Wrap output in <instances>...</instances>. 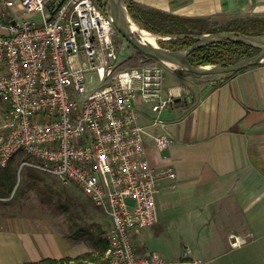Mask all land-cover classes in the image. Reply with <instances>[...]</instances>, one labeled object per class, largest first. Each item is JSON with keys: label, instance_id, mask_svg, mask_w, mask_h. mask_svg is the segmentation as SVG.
<instances>
[{"label": "built area", "instance_id": "2783aa9c", "mask_svg": "<svg viewBox=\"0 0 264 264\" xmlns=\"http://www.w3.org/2000/svg\"><path fill=\"white\" fill-rule=\"evenodd\" d=\"M3 4L0 169L22 155L19 173L27 167L76 185L108 220L103 264H170L138 251L133 234L156 223L159 186L175 178L169 167L151 166L137 108H149L150 127L165 128L161 93L172 67L140 59L124 68L105 0ZM152 143L166 160L174 140L156 134ZM188 257L186 250L181 258Z\"/></svg>", "mask_w": 264, "mask_h": 264}, {"label": "crops", "instance_id": "0c3cea01", "mask_svg": "<svg viewBox=\"0 0 264 264\" xmlns=\"http://www.w3.org/2000/svg\"><path fill=\"white\" fill-rule=\"evenodd\" d=\"M130 1L142 11L219 24L264 17V0ZM167 69L161 100L168 105L159 113L165 128L150 127L149 108H137L140 124L147 127L151 166L169 167L175 178L161 182L157 221L134 232V245L170 264H264V61L233 76ZM156 134L174 140L166 160L153 148ZM52 218L28 208L0 209V264L61 260L90 251L83 241L55 229ZM186 250L189 257L182 260Z\"/></svg>", "mask_w": 264, "mask_h": 264}, {"label": "rangeland", "instance_id": "374dc122", "mask_svg": "<svg viewBox=\"0 0 264 264\" xmlns=\"http://www.w3.org/2000/svg\"><path fill=\"white\" fill-rule=\"evenodd\" d=\"M5 10H1L0 6V18L6 15ZM214 22L219 24L218 20ZM116 43L119 46V58L124 68L139 66L140 59L155 62L140 54L120 35ZM5 110V105L0 102V135L4 132ZM22 159L23 156L19 155L10 162L6 169H0L12 173L9 189L7 186L6 188L0 187V194L6 193L8 189L6 194L8 199L0 197V209L28 208L36 213L52 215L55 229H58L57 226L58 230L61 229L65 234L81 236L79 240L87 246H89L90 238L105 235L108 229L107 218L76 185L63 183L59 179L27 167L19 173L18 167ZM14 215L8 216L14 217ZM77 228H79L78 231H76Z\"/></svg>", "mask_w": 264, "mask_h": 264}, {"label": "trees", "instance_id": "16d2710c", "mask_svg": "<svg viewBox=\"0 0 264 264\" xmlns=\"http://www.w3.org/2000/svg\"><path fill=\"white\" fill-rule=\"evenodd\" d=\"M124 2L129 16L140 28L160 36H182L168 41H157L160 47L172 51L189 48L196 42L195 36L204 34L238 32L250 36H264V17L236 18L224 24H217L209 18H183L159 12L142 11L130 0H124ZM257 52L258 49L255 47L223 41L197 48L189 55L188 61L194 67L228 65L251 57ZM239 72L228 75L233 76ZM11 178L12 173L0 170V187L6 188L7 186L9 189ZM8 189L6 193H1L0 197H6ZM78 230L79 228L76 229V231ZM104 236L90 238L88 246L90 251L76 257L61 260L44 259L29 264H103V256L108 247ZM69 237L75 240L81 238V236L71 234H69Z\"/></svg>", "mask_w": 264, "mask_h": 264}, {"label": "water", "instance_id": "95a60500", "mask_svg": "<svg viewBox=\"0 0 264 264\" xmlns=\"http://www.w3.org/2000/svg\"><path fill=\"white\" fill-rule=\"evenodd\" d=\"M109 17L118 34L135 50L150 59L170 65V67L186 71L198 76L231 74L244 70L248 67L256 66L264 61V36H250L238 32H218L195 36L196 42L189 48L180 51H172L160 47L156 44L143 42L130 30L129 22L132 21L127 12L124 0H105ZM157 41H168L182 36H160L153 34ZM223 41L242 43L258 49V52L248 58L238 60L228 65L192 66L189 55L199 47Z\"/></svg>", "mask_w": 264, "mask_h": 264}, {"label": "bare ground", "instance_id": "6f19581e", "mask_svg": "<svg viewBox=\"0 0 264 264\" xmlns=\"http://www.w3.org/2000/svg\"><path fill=\"white\" fill-rule=\"evenodd\" d=\"M131 32L136 36L139 37L143 42L149 44H156L157 38L150 32L140 28L137 24L133 21L129 22ZM170 66V65H168Z\"/></svg>", "mask_w": 264, "mask_h": 264}]
</instances>
